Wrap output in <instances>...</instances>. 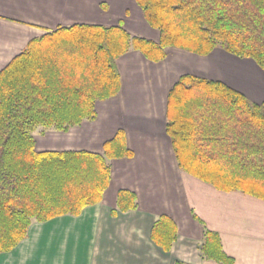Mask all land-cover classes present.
<instances>
[{"label": "trees", "instance_id": "16d2710c", "mask_svg": "<svg viewBox=\"0 0 264 264\" xmlns=\"http://www.w3.org/2000/svg\"><path fill=\"white\" fill-rule=\"evenodd\" d=\"M135 1L158 30V43L121 25L59 26L0 71V255L26 240L34 222L78 217L101 203L112 180L111 161L134 157L122 129L101 154L37 151L34 136L39 128L68 132L94 121L96 103L120 92V57L137 50L161 62L169 47L200 56L222 49L264 72V0ZM166 131L180 170L219 191L264 200V103L223 82L186 74L168 93ZM138 208L136 193L122 189L112 215ZM151 238L169 253L177 224L159 216ZM201 252L205 260L234 264L220 235L206 228Z\"/></svg>", "mask_w": 264, "mask_h": 264}, {"label": "crops", "instance_id": "0c3cea01", "mask_svg": "<svg viewBox=\"0 0 264 264\" xmlns=\"http://www.w3.org/2000/svg\"><path fill=\"white\" fill-rule=\"evenodd\" d=\"M73 24L121 25L132 36L155 43L160 39L135 0H0V71L31 41ZM166 52L161 62L137 50L123 55L117 61L120 92L96 103L94 121L68 132L35 135L37 151L101 154L104 144L122 129L134 157L111 161L112 180L101 203L78 217L34 222L26 240L0 255H14L12 261L0 264H219L202 256L205 228L220 235L234 264H264V200L241 191H219L180 170L166 131L168 93L181 76L223 82L261 104L264 72L253 60L222 49L208 56L174 47ZM122 189L136 193L139 208L113 216ZM161 215L178 227L169 253L151 238ZM29 244L40 262L23 259Z\"/></svg>", "mask_w": 264, "mask_h": 264}, {"label": "rangeland", "instance_id": "374dc122", "mask_svg": "<svg viewBox=\"0 0 264 264\" xmlns=\"http://www.w3.org/2000/svg\"><path fill=\"white\" fill-rule=\"evenodd\" d=\"M39 132H41V128H39L35 132L34 136L37 135V133H39ZM33 248H34V250L36 249L35 247H33L32 244H29L28 245V247L25 250L26 253L23 256L24 257L23 259H25L28 262H31L34 258H36V261L37 262L38 261L40 262L42 260V258L41 257H36V255L33 254ZM13 256L14 255L0 256V262H9V261H12V259L14 258Z\"/></svg>", "mask_w": 264, "mask_h": 264}]
</instances>
